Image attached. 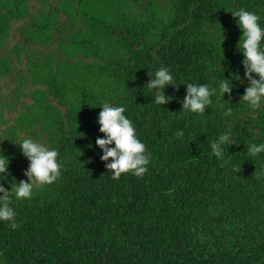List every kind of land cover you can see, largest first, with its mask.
I'll return each mask as SVG.
<instances>
[{
  "label": "trees",
  "instance_id": "trees-1",
  "mask_svg": "<svg viewBox=\"0 0 264 264\" xmlns=\"http://www.w3.org/2000/svg\"><path fill=\"white\" fill-rule=\"evenodd\" d=\"M0 264H264V0H0Z\"/></svg>",
  "mask_w": 264,
  "mask_h": 264
},
{
  "label": "rangeland",
  "instance_id": "rangeland-1",
  "mask_svg": "<svg viewBox=\"0 0 264 264\" xmlns=\"http://www.w3.org/2000/svg\"><path fill=\"white\" fill-rule=\"evenodd\" d=\"M17 58H18L17 55H14V60H17ZM15 65H16V67H15L16 72L20 71V69H21V71H23L24 73H27V58L25 55H23V57H22V62H17ZM39 168H40V165L37 163V170ZM32 177L35 180L37 178L36 175H33Z\"/></svg>",
  "mask_w": 264,
  "mask_h": 264
}]
</instances>
